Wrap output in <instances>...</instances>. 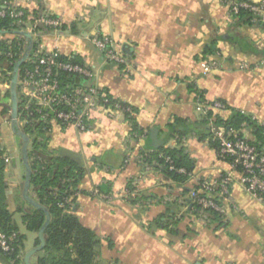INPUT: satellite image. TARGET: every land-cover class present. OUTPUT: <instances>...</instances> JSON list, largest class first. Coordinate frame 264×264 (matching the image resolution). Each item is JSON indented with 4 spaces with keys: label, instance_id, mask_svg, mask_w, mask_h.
Here are the masks:
<instances>
[{
    "label": "crops",
    "instance_id": "obj_1",
    "mask_svg": "<svg viewBox=\"0 0 264 264\" xmlns=\"http://www.w3.org/2000/svg\"><path fill=\"white\" fill-rule=\"evenodd\" d=\"M2 1L23 9L30 19L47 13L60 22L57 30L39 28L40 36L30 35L35 48L22 45L21 58L45 49L73 56L95 73L90 83L130 109L129 118L144 133H133L126 111H95L83 133L43 122L48 126L46 153L67 157L83 171L73 212L100 239L93 264H264V203L245 191L228 163L218 160L209 138L202 137L204 114L197 109V97L221 101L228 107L222 118L237 111L254 123L246 130L249 139L255 127L264 130L263 27L246 17L231 18L224 0ZM16 35L0 31V42ZM97 35L114 43L125 64L105 61L92 43ZM209 59L221 65L205 74L201 62ZM244 64L248 69L240 70ZM15 73L0 69V147L7 160V208L24 239L16 262L0 251V264H37L43 257L35 248L38 235L26 230L18 211L29 210L27 198L35 195L24 163L31 139L23 134L25 121L17 112L25 98L18 78L13 83ZM177 119L194 127L181 141L170 138ZM150 130L160 139L169 137L165 147L183 148L192 159L184 184L146 159L152 151ZM228 173L233 179L223 201L225 215L211 220L191 210L184 191ZM100 186L108 193L96 195Z\"/></svg>",
    "mask_w": 264,
    "mask_h": 264
},
{
    "label": "built area",
    "instance_id": "obj_2",
    "mask_svg": "<svg viewBox=\"0 0 264 264\" xmlns=\"http://www.w3.org/2000/svg\"><path fill=\"white\" fill-rule=\"evenodd\" d=\"M223 4L231 18H236L241 11H244L251 21L264 29V0L258 2L224 0ZM6 18L12 21L13 26L9 28V32L4 31V33H17L16 37L24 33L30 34L33 38L38 37L41 34L37 27L45 30H57L60 27L59 20L47 13L30 19L23 9L15 7L10 2L2 1L0 19ZM30 20H33V25H30ZM92 43L103 53L106 62L125 64L124 56L116 50L114 43L108 37L94 36ZM29 63L31 67L18 74L17 83L27 101L25 107L27 114L32 118L37 116V121L52 120L62 127H73L83 133L89 130V121L97 110L103 109L110 113L130 112L129 108L122 107L99 86L90 83L95 73L86 64L76 61L73 56L64 57L55 49H45L35 52L29 59ZM220 65L221 60L218 59L201 62L205 74L217 69ZM239 69L246 70L248 65H240ZM72 77L76 78V81L70 80ZM64 79L67 81H63ZM200 99L197 97L198 111L204 115L209 111L213 114L210 118V129L212 141L216 144L218 160L228 163L232 173L237 174L245 191L264 203V145L261 146L258 143L257 145L261 147L257 148L256 140L249 139L246 131H226L214 125L215 115L228 111L227 105L221 101L206 102ZM262 133L264 135V130ZM5 162H7L6 159ZM173 169L170 167V170ZM176 171L186 175L183 169ZM232 173L221 175L215 180L199 181L189 193L191 205L198 206L201 214L205 210H212L219 217L224 216L226 206L223 201L229 195ZM95 194H99L98 191H95ZM130 196H133V193ZM14 242L15 235L5 236L0 233V251L4 255L12 253Z\"/></svg>",
    "mask_w": 264,
    "mask_h": 264
},
{
    "label": "trees",
    "instance_id": "obj_3",
    "mask_svg": "<svg viewBox=\"0 0 264 264\" xmlns=\"http://www.w3.org/2000/svg\"><path fill=\"white\" fill-rule=\"evenodd\" d=\"M1 7L2 0H0ZM244 17L248 20L247 13L241 11L236 18L241 19ZM12 26L10 19H0V31L9 32L8 30ZM36 29L39 28L37 27ZM19 36L10 42H0V69L2 73L7 70L18 69L20 74L24 69L31 67L29 59L32 56H27V53H25L24 57L21 58L19 53L22 45H25L27 50H33L35 45L25 34H20ZM70 80L74 82L76 78L72 77ZM63 81L67 80L64 79ZM26 105V100L20 102L17 112L20 122L21 120L25 121L24 125L20 126L23 134L31 139V149L26 153L24 163L28 173L29 185L35 198L28 196L29 210L23 211L19 208L18 211L23 213L22 222L26 230L37 235L41 234V239L38 238L36 240L35 248L43 252V257L37 261V264H93L100 239L92 230L84 227L73 212L83 171L67 157L54 158L46 153L48 141L46 130H48V126L43 122L37 121V116L34 118L29 117L25 110ZM121 105L127 108L126 105ZM126 115L132 125L133 133L144 135L137 128L135 122L129 118L130 112H126ZM212 115L210 111L206 113L200 121V126L203 127L202 137H208L211 146L215 148L216 144L212 141L210 129V118ZM213 124L226 131H246L254 125L248 116L237 111L232 112L227 118H222L219 114H216ZM193 130L194 127L189 126L183 120L177 119L170 126V138L181 141ZM262 132L261 128L255 127V145L258 143L261 146L264 145ZM261 146L257 145V148ZM147 158L154 160L165 175L179 184H184L187 181L193 169V161L183 148L177 149L163 146L152 150ZM4 167L5 159L0 147V233L5 236L15 235L14 249L7 257L16 262L24 237L19 235L18 228L12 219V214L7 208L5 197L6 183L3 177ZM170 167L174 169L170 170ZM177 169H183L186 175L178 173ZM127 191L129 199L134 200L136 196H130L132 194L130 185H128ZM98 192L100 194L108 193L102 186L98 187ZM184 192L186 194L190 193L187 190ZM188 203L191 210L195 213H200L198 206L191 205L190 201ZM203 214L211 220L218 218V214L212 210H205ZM162 218L160 216L156 223H159Z\"/></svg>",
    "mask_w": 264,
    "mask_h": 264
},
{
    "label": "water",
    "instance_id": "obj_4",
    "mask_svg": "<svg viewBox=\"0 0 264 264\" xmlns=\"http://www.w3.org/2000/svg\"><path fill=\"white\" fill-rule=\"evenodd\" d=\"M25 35L27 36V38H30V34L27 33ZM18 74H19V70L16 69V73H15V75L13 77V83L14 84L17 81ZM168 139H169L168 136L160 139L158 137V133H157L156 130H150L149 134H148V137H147V146H148L149 149L156 150V149H159L160 147H163ZM38 238L41 239V234L38 235Z\"/></svg>",
    "mask_w": 264,
    "mask_h": 264
},
{
    "label": "rangeland",
    "instance_id": "obj_5",
    "mask_svg": "<svg viewBox=\"0 0 264 264\" xmlns=\"http://www.w3.org/2000/svg\"><path fill=\"white\" fill-rule=\"evenodd\" d=\"M225 9H226V7H225ZM226 12H227V9H226ZM227 15H228V12H227Z\"/></svg>",
    "mask_w": 264,
    "mask_h": 264
}]
</instances>
